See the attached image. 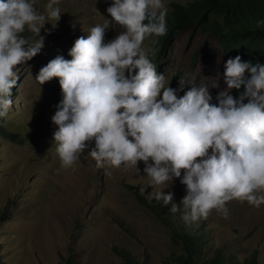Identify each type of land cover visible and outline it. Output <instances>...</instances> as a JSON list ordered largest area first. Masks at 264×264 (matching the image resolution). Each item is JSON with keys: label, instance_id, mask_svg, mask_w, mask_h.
Returning <instances> with one entry per match:
<instances>
[{"label": "clouds", "instance_id": "1", "mask_svg": "<svg viewBox=\"0 0 264 264\" xmlns=\"http://www.w3.org/2000/svg\"><path fill=\"white\" fill-rule=\"evenodd\" d=\"M58 4L48 0L41 13L35 0H0V117L13 106L17 66L43 48L44 25L54 20L56 27ZM106 11L122 29L113 39L105 42L108 23L96 24L74 41L70 60L57 55L35 77L39 85L58 78L62 99L51 121L61 166L70 168L86 150L97 167L123 165L137 176L143 162L149 186H164L150 198L171 204L185 224L213 209L227 218L232 200L264 205V64L227 59L226 87L211 103L206 84L184 91L180 79L176 88L165 86L149 58L154 50L142 47L146 36L167 34L163 0H112ZM175 179L185 186L179 204L164 192Z\"/></svg>", "mask_w": 264, "mask_h": 264}, {"label": "rangeland", "instance_id": "2", "mask_svg": "<svg viewBox=\"0 0 264 264\" xmlns=\"http://www.w3.org/2000/svg\"><path fill=\"white\" fill-rule=\"evenodd\" d=\"M188 1L163 0L168 9L172 2ZM47 3L35 0L37 11L45 12ZM111 3L59 0L55 6L62 13L56 27L49 20L41 30L43 48L16 68L20 79L10 97L14 103L0 117V264H63L68 257L75 264H120L113 246L145 264H176L174 258L182 252L169 228L138 197L153 200L150 193L164 187L149 186L143 162H138L137 176L123 165L97 167L86 150L70 168L61 166L52 139L57 126L51 121L62 99L58 78L43 85L35 80L39 69L57 55L70 60L74 41L86 37L92 26L108 23L105 42L122 30L106 11ZM142 47L154 50L149 58L158 74H164L165 86L176 88L180 79L188 84L184 91L206 84L211 103H217L216 95L226 87V59L213 37L187 28L164 44L160 37L146 36ZM230 94L238 97L233 89ZM169 191L177 204L186 194L179 179L164 189ZM226 207L227 218L213 209L206 219L193 223L208 235L203 255L221 250L242 260L255 254L264 264V205L232 200Z\"/></svg>", "mask_w": 264, "mask_h": 264}, {"label": "trees", "instance_id": "3", "mask_svg": "<svg viewBox=\"0 0 264 264\" xmlns=\"http://www.w3.org/2000/svg\"><path fill=\"white\" fill-rule=\"evenodd\" d=\"M258 21H264V0L172 2L166 16L167 34L160 38L164 44L184 29H198L216 40L226 60L239 55L242 61L264 64V23L258 24ZM234 90L239 93L243 88ZM138 197L181 245L182 252L174 258L176 264H261L255 254L239 260L231 253L215 250L212 255L204 256L203 250L208 243L205 231H197L193 223L185 224L181 212L169 210L171 204L163 206L162 202L143 195ZM112 249L121 257L120 264H145L128 250L115 246ZM63 264H75V261L68 257Z\"/></svg>", "mask_w": 264, "mask_h": 264}]
</instances>
